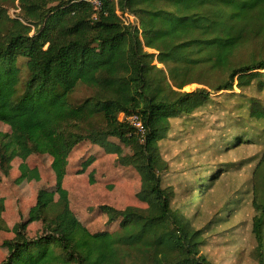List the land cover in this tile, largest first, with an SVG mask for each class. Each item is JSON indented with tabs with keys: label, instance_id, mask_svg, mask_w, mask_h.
I'll return each instance as SVG.
<instances>
[{
	"label": "trees",
	"instance_id": "trees-1",
	"mask_svg": "<svg viewBox=\"0 0 264 264\" xmlns=\"http://www.w3.org/2000/svg\"><path fill=\"white\" fill-rule=\"evenodd\" d=\"M99 1L96 10L85 0H0V122L12 131L0 132V170L8 175L21 159L18 182L39 181V170L26 161L49 155L56 176L55 191H41L28 220L12 228L1 264H211L202 252L204 232L174 208L175 190L163 186L169 164L160 143L173 119L194 115L213 94L244 91L262 80L264 0ZM16 3L21 15L12 18L7 5ZM118 9L137 24L126 25ZM255 45L260 50L240 61L241 51ZM20 58L29 73L22 94ZM210 73L218 76L216 84L204 81ZM195 83L204 88L184 91ZM79 85L93 96L73 105ZM121 114L142 118L144 143L119 121ZM249 117L264 122L255 99ZM111 138L133 154L123 156ZM85 142L118 155L141 177L137 197L146 209L99 207L109 226H118L113 232L93 234L84 227L64 189L68 159ZM197 183L202 191V177ZM251 194L255 258L264 264V152L252 173ZM192 196L193 203L200 198ZM4 211L1 199L0 231L7 229ZM36 222L44 230L31 239L28 227Z\"/></svg>",
	"mask_w": 264,
	"mask_h": 264
},
{
	"label": "rangeland",
	"instance_id": "rangeland-1",
	"mask_svg": "<svg viewBox=\"0 0 264 264\" xmlns=\"http://www.w3.org/2000/svg\"><path fill=\"white\" fill-rule=\"evenodd\" d=\"M7 11L12 18L21 15L18 3L8 4ZM254 50L256 53L260 50L258 45L244 48L239 60L248 62ZM26 63L27 60L22 58L18 61L21 72L19 94L23 93V85L29 76ZM204 81L216 84L218 76L210 73ZM262 85L264 77L244 91L235 88V91L213 94L194 115L173 119L167 138L160 143L162 156L169 164L163 186L175 190L174 208L182 210L193 226L204 232L202 252L211 264H258L251 179L264 152V122L250 119L249 111L253 99L264 108ZM199 88L204 86L195 83L185 87L184 91ZM92 96V89L79 85L70 102L80 105ZM70 127L75 130L72 125ZM0 132L11 134L12 131L0 122ZM237 137L242 138L241 145L236 143ZM110 141L121 147L123 156L133 154L132 147H125L117 139ZM22 163L23 160L16 159L8 175L0 170V200L5 201L1 220L7 227L0 231V264L8 256L3 244L14 238L12 228L28 220L41 191L56 189L49 155H33L26 161L30 168L39 170V181L18 182ZM201 177L204 181L202 191L197 183ZM63 185L72 211L93 234L113 232L118 228L117 225L109 226L100 206L108 205L118 210L148 207L137 197L141 191L138 172L132 167H123L118 155L108 154L89 142L74 148ZM192 194L200 196L195 203ZM237 200L240 202L235 203ZM43 230L42 223H32L28 227V236L34 239Z\"/></svg>",
	"mask_w": 264,
	"mask_h": 264
},
{
	"label": "built area",
	"instance_id": "built-area-1",
	"mask_svg": "<svg viewBox=\"0 0 264 264\" xmlns=\"http://www.w3.org/2000/svg\"><path fill=\"white\" fill-rule=\"evenodd\" d=\"M88 3L94 5L95 9L101 8V3L99 0H85ZM118 16L124 21L126 25L137 24V19L135 16L129 14L128 12L117 10ZM119 121L123 124H129L135 129L136 134L140 138L141 143L145 141L146 128L144 126L143 120L139 115H126L121 114L119 116Z\"/></svg>",
	"mask_w": 264,
	"mask_h": 264
}]
</instances>
